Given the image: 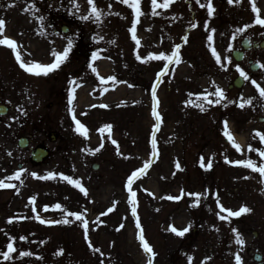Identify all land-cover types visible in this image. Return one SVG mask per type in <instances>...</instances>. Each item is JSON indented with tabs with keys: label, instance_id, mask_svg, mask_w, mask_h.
<instances>
[{
	"label": "rangeland",
	"instance_id": "374dc122",
	"mask_svg": "<svg viewBox=\"0 0 264 264\" xmlns=\"http://www.w3.org/2000/svg\"><path fill=\"white\" fill-rule=\"evenodd\" d=\"M77 2L79 11L70 0H35L39 11H26L29 0H0V18L6 21L0 40L8 38L16 45L0 44V104L8 107L0 115V179L13 185L0 188V253L10 242L15 249L10 259L0 255V264H147L141 229L155 253L152 264H189V256L191 264H237L236 254L242 264H259L255 253L264 264V176L228 162L251 159L257 168L264 164V121L259 119L264 116V97L251 94L264 88V48L245 51L239 62L231 57L243 37L264 38V25L255 23L251 0H211V16L207 0H170L167 8L155 9L152 0H140L138 18L123 0H94L104 13L100 22L94 16L81 19L91 5L88 0ZM255 3L264 19V0ZM137 19L134 40L130 29ZM62 24L68 26L66 33L60 31ZM240 28L245 30L237 31ZM68 38L72 47L58 69L36 75L20 67L21 61L30 67L33 62H54L53 52H63ZM177 43L179 61L160 57L172 56ZM247 58L259 63L255 72L249 70ZM237 65L249 78L240 89L229 91L227 86L240 75ZM217 87L224 97L214 95ZM73 88L72 108L85 126L83 133L75 130L68 110ZM226 96L237 97L234 109ZM249 98L251 104L239 107ZM154 104L159 121L152 113ZM230 124L235 130L226 131ZM105 125L111 128L100 131ZM226 132L237 135L226 142ZM20 136L31 139L29 146L44 143L49 156L37 165L27 162L29 148L16 144ZM20 169L24 171L15 179ZM133 171L136 216L127 187ZM49 172L55 177L44 178ZM170 195L181 199L169 200ZM58 203L61 209L54 207ZM241 207L252 211L234 217L224 210ZM71 212H80L82 219ZM37 215L40 220L68 222L41 223ZM172 227L189 231L179 236ZM232 229L242 236V245Z\"/></svg>",
	"mask_w": 264,
	"mask_h": 264
},
{
	"label": "snow or ice",
	"instance_id": "6c2138e0",
	"mask_svg": "<svg viewBox=\"0 0 264 264\" xmlns=\"http://www.w3.org/2000/svg\"><path fill=\"white\" fill-rule=\"evenodd\" d=\"M89 4L91 5V8H90V11H89V14L88 15H84V16H81V19H84V20H89V19H92L93 16L96 20V22H100L102 16L104 15L103 13V10L99 9L96 7L95 3H94V0H88ZM124 3H130L131 7L134 9V13H135V16L138 18L142 13H141V10H140V0H123ZM169 2L170 0H164V3L161 5V4H158L157 3V0H152V6L153 8H157V7H164V8H167L169 6ZM229 3H233L234 0H228ZM235 2H239V0H235ZM252 2V11L257 13L256 15V19H255V23L257 24H260V25H264V19H261L260 15H259V9L257 8L256 6V3H255V0H251ZM13 3H14V0H13ZM13 3H10L8 4L7 6L8 7H12L13 6ZM197 3H200V0H197ZM29 4H30V7L28 9H25L26 11H39V9L37 8L36 4H35V0H29ZM70 4L72 5V7L76 8L77 11H79V4L77 2V0H70ZM201 7H205L204 4H201ZM206 7H207V10H208V15L211 16L213 15L215 9H214V6L211 2V0H207V4H206ZM153 14H157L155 12H153ZM39 20L43 21L44 20V17L43 16H39L37 17ZM138 22V19L137 20H134L133 21V25H132V28L130 29V31L133 33V36L132 38L134 40H136V35H135V25L136 23ZM5 23L6 21L3 19V18H0V32H3L4 31V28H5ZM197 25L195 23H192L191 24V27H196ZM205 27L207 28V24L205 25ZM247 27V26H245ZM245 29L244 28H240L238 29L237 31H244ZM214 31V30H212ZM43 34V33H42ZM100 39H102V37H100ZM184 41L187 42V39L188 37L185 36L183 37ZM208 39L209 40H212L213 37L210 35L208 36ZM114 43V41H113ZM137 43H139V41H137ZM0 44H7L8 46L12 47L13 49H15V41L11 40V39H8V38H5V39H2L0 40ZM71 47H72V41H71V38H68V44L67 46L64 48L63 52H56L54 51L53 52V55L55 56V60L54 62L52 63H48V64H42V63H36V62H33V66H28L27 64L23 63L21 61L20 63V67L25 69L28 73H33V74H36V75H47L48 73L58 69L60 67V65L68 58V55H69V52L71 50ZM181 48V44L177 43L175 45V51L173 52V55L172 56H167L165 57L164 56V53H160V57H163L165 59H168V60H172L173 58H175L176 61H179L180 60V56H179V49ZM229 48H231V45H229ZM212 55L216 58L217 62L220 63L221 61V57L220 55L217 53L216 49L213 48L212 49ZM138 59H140L139 55L137 56ZM16 59L18 61L21 60V57L19 54H17L16 56ZM92 59L95 60L97 59V53L96 52H93L92 53ZM89 67L92 68V71L93 72H96L97 69L94 68L92 66V64H89ZM238 71L240 72V75L241 77H243L244 79H248V74L239 67V65L236 66ZM262 67H264V65H262ZM101 80L104 79V77H100ZM108 80H115L116 77L114 76H109L107 78ZM157 79H159V75L157 76ZM254 84L256 83L255 80L252 81ZM258 86V85H257ZM259 87V86H258ZM75 91V89H70L69 91V96H68V105H69V112H72L73 113V119L75 120L76 122V131L77 132H81L83 133L84 130H85V126L79 121V120H76L75 118V114H74V110L72 108V102H73V92ZM259 91H260V95L262 97H264V88H259ZM215 96L217 97H224V92L222 89H220L219 87L216 88V91L214 93ZM152 97H153V100L154 102L156 101V84H153L152 85ZM205 99L207 100V97L205 96ZM215 103L219 104L220 103V99H216L214 101ZM252 103V98H249V99H242L241 103L239 104V107L243 108L245 107L246 104H251ZM102 107H107V105H102ZM201 110H204L203 108H201ZM152 113L153 115L156 117V120L159 121L161 119L160 117V114L156 111V107H155V104L153 106V109H152ZM225 125H227V122L225 121ZM157 127H159V125H157ZM105 128H111V125H105L104 128H101L100 131H104ZM225 135H229L227 132L225 133ZM229 139L231 140L232 137L229 135ZM114 144L116 143L115 140L112 141ZM151 145H152V148L155 149L157 147V144H156V139L155 137L153 136V139L151 141ZM103 145H101L102 147ZM235 147H237V149H239V145H234ZM99 149H96V151H98ZM257 151H260V150H257ZM11 154V153H9ZM261 155H264V152H261ZM203 157H201V161H203ZM227 159V158H226ZM229 163H235V164H238V165H244L250 169H253L255 171H259L261 173L262 176H264V164H261L258 168H257V165L255 163V161L251 160V159H247V160H236V161H228ZM201 166L204 167V164L201 163ZM147 167V164L145 165V168ZM177 167L179 168V164H177ZM207 167L208 168H211L212 167V163L211 161L208 162L207 164ZM24 169H20L18 170L15 174H14V177L15 179H19L20 177V173L23 172ZM140 171H143V169H141ZM33 176H37V173H32ZM56 173H52V172H49L48 173V176L47 177H44V178H48V177H55ZM60 175H63L62 173ZM137 176V171H133L131 173V175L128 176L127 178V187L129 189V191L131 192V189H132V182H133V179ZM65 179L67 180H71L70 177H67L65 176L64 177ZM6 179H12V177H7ZM73 184H75L76 187L80 188V190L82 192L85 193V195H87V190L84 189L82 186H81V183L79 180H74V181H71ZM262 183H264V180L261 181ZM13 185L11 184H5L4 180L0 179V188L2 187H12ZM189 195H193V196H196V197H200L202 194L201 193H189ZM169 200H180L181 199V196H173V195H170L167 197ZM30 199H34V198H30ZM129 202L132 204V214L133 216H136V193L135 192H131V197H130V200ZM217 203H218V206L221 207L223 209V205L222 204H219V197L217 196ZM45 210L48 209V205H45ZM56 209H61L62 208V205L61 204H56L54 206ZM112 209L110 208L108 211H111ZM225 211H228L229 212V215L230 216H234V217H238L240 216L242 213H245V212H250L252 211V209L250 208H247V207H241V209L239 211H231L230 209H224ZM33 211H35V208L33 209ZM69 215H72V216H75L78 220L79 219H82V216H81V213L80 212H71L69 213ZM101 215H104V213H102ZM36 219L37 220H40V217L37 215L36 216ZM97 219H99V217H97ZM12 222V218H9V223ZM41 223H67L68 221L67 220H63V221H47V220H40ZM84 229H85V238L87 239V229H88V223L87 221H84ZM121 227H123V225H121ZM136 227L137 228H140V222H139V219H137V222H136ZM171 231H173L174 233H176L177 235L179 236H183L186 232L189 231V228H184L183 230H179L175 227H172L171 228ZM232 231L234 233H236V242L240 245H242L244 243L243 241V238L242 236L239 234L238 230L237 229H232ZM20 239H25V237H20ZM139 240L142 244V247L144 249V251L148 254V261H147V264H152V257L155 256V253L153 252L152 250V247L149 245V243L145 240V237L143 235V230L141 229V233L139 234ZM15 251L14 249V246H13V243H8L7 244V251H4L2 253H0V255H2L4 257V259H10L11 258V253ZM96 251H99V249H96ZM31 253H22V255H30ZM192 257L189 256L188 257V260H189V264H191V261H192ZM235 259H236V262L237 264H242V261H241V257L239 256V254H236L235 256Z\"/></svg>",
	"mask_w": 264,
	"mask_h": 264
},
{
	"label": "water",
	"instance_id": "95a60500",
	"mask_svg": "<svg viewBox=\"0 0 264 264\" xmlns=\"http://www.w3.org/2000/svg\"><path fill=\"white\" fill-rule=\"evenodd\" d=\"M63 30H65V27H62ZM263 46V44H261ZM233 55L236 59H238L239 57L236 56L235 52H233ZM254 69V67H252ZM242 83V80L240 78H236L234 81V85L235 86H240ZM4 109L3 107L0 106V113H3ZM18 144L20 146H25L27 144V140L24 138H20L18 141ZM47 151L43 148H37L36 150H34L32 152V159L36 162L40 161L42 159V157L46 156Z\"/></svg>",
	"mask_w": 264,
	"mask_h": 264
},
{
	"label": "flooded vegetation",
	"instance_id": "af4514ba",
	"mask_svg": "<svg viewBox=\"0 0 264 264\" xmlns=\"http://www.w3.org/2000/svg\"><path fill=\"white\" fill-rule=\"evenodd\" d=\"M247 62H252V58H247ZM252 95H254V93H251ZM258 95V97H260L261 95H260V92L259 93H257ZM225 100H228V106L230 107V108H232V109H234L235 108V102H236V100H237V97H226L225 98ZM264 108V102L262 103V105L260 106V109H263ZM232 135H234V134H232ZM225 140H228V139H226L225 138Z\"/></svg>",
	"mask_w": 264,
	"mask_h": 264
}]
</instances>
